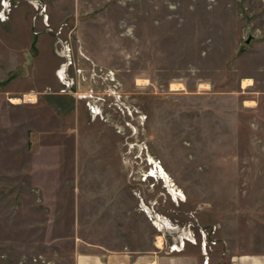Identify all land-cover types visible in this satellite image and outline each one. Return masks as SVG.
Returning <instances> with one entry per match:
<instances>
[{
    "label": "rangeland",
    "instance_id": "obj_1",
    "mask_svg": "<svg viewBox=\"0 0 264 264\" xmlns=\"http://www.w3.org/2000/svg\"><path fill=\"white\" fill-rule=\"evenodd\" d=\"M55 2L63 23L0 0V264H73L93 167L76 146L98 130L118 167L103 181L140 211L124 222H153L162 252L264 255V0Z\"/></svg>",
    "mask_w": 264,
    "mask_h": 264
},
{
    "label": "crops",
    "instance_id": "obj_2",
    "mask_svg": "<svg viewBox=\"0 0 264 264\" xmlns=\"http://www.w3.org/2000/svg\"><path fill=\"white\" fill-rule=\"evenodd\" d=\"M39 1L42 2L41 5L43 7L49 8L47 12L52 23H59V21L63 23V15L71 13V11H68L66 4V7L53 11L51 7L53 5L57 6L55 0ZM70 1L74 2V15L89 14L91 11L93 12L106 4V0ZM21 7L22 5L17 9ZM28 8H30L28 4H25V12H27ZM14 14L12 13V18L10 19L12 23L17 19V16L14 18ZM38 21L41 22L42 26L44 25L40 18ZM38 38L39 35L32 39L33 44L35 42L36 46L39 42ZM33 44L31 47H33ZM99 131L91 136L94 144L87 136L83 142L85 149L82 150L81 147L76 146L79 152L84 151L86 166L88 167L89 164L93 166L85 172L87 174L85 175L86 178L90 177L94 171V177H97L98 180L89 182V177L83 179L84 181L81 178L82 182L80 185L78 184L77 190L83 191L84 196L75 199L76 221L80 222L81 217L86 214H89V220L87 235L85 231H83L82 235L80 225L75 230L77 235L74 234L76 244L73 264H205V259L200 254L201 251L195 249L178 253L175 251L162 252L163 250L158 247L159 237L155 238L153 236L154 232H156L155 230L158 229L153 222H146L147 227L150 229L148 237L143 236L140 226L136 225L135 221L124 222V219L128 220L131 211L136 217L140 216V211L137 209L135 202H132L131 205H124L120 198L123 188L122 184L114 181L106 182L105 179L103 181V176L115 174L118 167L116 151L114 148H108V143L106 142L108 138L104 134L99 133ZM77 151L74 154L73 165L76 166V175L80 178V175L81 177L83 176L80 169L83 158H80ZM110 176L107 178L108 180ZM100 223L103 224L102 227H98ZM209 261L210 264H264V255L237 254L230 249L219 248L210 257Z\"/></svg>",
    "mask_w": 264,
    "mask_h": 264
},
{
    "label": "bare ground",
    "instance_id": "obj_3",
    "mask_svg": "<svg viewBox=\"0 0 264 264\" xmlns=\"http://www.w3.org/2000/svg\"><path fill=\"white\" fill-rule=\"evenodd\" d=\"M2 17H4V15L2 14ZM62 75V74H61ZM253 85V83H252V81H250V80H248V81H245L244 82V87H250V86H252ZM173 90H178V88H173ZM31 96V95H30ZM28 100V99H27ZM35 99L33 98V97H30V99H29V101L30 102H33ZM13 103H15V104H19L20 103V101L19 100H14L13 101ZM155 165H156V163H155ZM157 167V166H156ZM158 171V170H157ZM159 173L163 176V177H166V174H165V172H163V170L160 168V170H159ZM160 177V176H159ZM170 180V179H169ZM175 187V186H174ZM159 240V242H158V245L160 246L159 248H162L163 247V243H162V239L161 238H159L158 239Z\"/></svg>",
    "mask_w": 264,
    "mask_h": 264
},
{
    "label": "built area",
    "instance_id": "obj_4",
    "mask_svg": "<svg viewBox=\"0 0 264 264\" xmlns=\"http://www.w3.org/2000/svg\"><path fill=\"white\" fill-rule=\"evenodd\" d=\"M5 6V5H4ZM2 15V14H1ZM21 102H23V103H27L28 104V100H27V97L26 96H24L23 98H22V100H21ZM31 104V103H30Z\"/></svg>",
    "mask_w": 264,
    "mask_h": 264
}]
</instances>
